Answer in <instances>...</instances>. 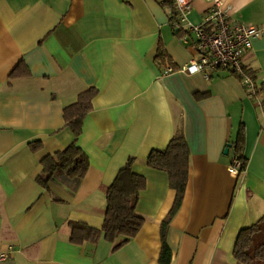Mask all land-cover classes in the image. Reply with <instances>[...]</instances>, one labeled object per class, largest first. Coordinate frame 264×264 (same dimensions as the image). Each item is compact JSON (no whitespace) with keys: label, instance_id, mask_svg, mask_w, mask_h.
<instances>
[{"label":"crops","instance_id":"1","mask_svg":"<svg viewBox=\"0 0 264 264\" xmlns=\"http://www.w3.org/2000/svg\"><path fill=\"white\" fill-rule=\"evenodd\" d=\"M170 1L0 0V253L8 256L0 264H159L160 225L175 192L146 160L179 125L190 161L167 232L170 264H239L231 256L239 231L264 215V115L229 71L209 79L162 75L159 43L168 67H182L194 53L173 35ZM221 1L229 23L261 30L243 65L264 99V0ZM191 6L187 21L200 24L209 3ZM20 63L30 75L11 79ZM91 88L97 94L76 143L88 157L87 174L43 189L41 160L73 142L63 109ZM240 133L247 167L238 176L229 167ZM129 158L146 180L136 209L143 227L115 251L103 238L72 244L70 222L101 229L105 191Z\"/></svg>","mask_w":264,"mask_h":264},{"label":"trees","instance_id":"2","mask_svg":"<svg viewBox=\"0 0 264 264\" xmlns=\"http://www.w3.org/2000/svg\"><path fill=\"white\" fill-rule=\"evenodd\" d=\"M167 6L170 10L169 24L173 35L180 40L186 31L183 27L178 26L179 13L175 1L167 2ZM155 64L163 69L171 65L160 43L155 56ZM29 75L25 65L20 63L9 77L16 79ZM252 79L256 82L254 76ZM258 88V94H260L262 85ZM96 94L95 89H88L80 93L74 103L63 109L64 127L71 130L73 142L64 150L48 155L41 160L42 172L36 181L43 189H48L51 182L61 177L79 183L86 176L89 160L76 143L82 132L83 121L92 110V101ZM242 138L243 134L240 133L237 141L232 145L233 154L238 157L242 165L241 173L245 172L247 167V160L242 154ZM228 147L230 148L231 145ZM39 149L40 146L36 145L32 151ZM134 161V158H129L126 161L118 171L113 183L105 191L106 208L101 229L91 228L84 223H69V241L72 244L81 245L85 242L97 244L103 238V240L114 244L113 251H115L137 236L145 223L144 219L137 214L136 209L140 193L145 190L146 180L133 172ZM189 161L190 153L181 125L177 126L168 146L163 150H152L146 160L148 168L167 174L169 187L175 192L173 205L160 225L159 264L171 263L172 254L167 244V232L185 195ZM231 256L239 264H264V215L252 226L239 231Z\"/></svg>","mask_w":264,"mask_h":264},{"label":"built area","instance_id":"3","mask_svg":"<svg viewBox=\"0 0 264 264\" xmlns=\"http://www.w3.org/2000/svg\"><path fill=\"white\" fill-rule=\"evenodd\" d=\"M174 1L179 13L178 26L186 31L180 39L181 43L191 47L194 53L187 64L176 69L168 67L162 75L202 74L205 79H209L211 73L215 71H229L238 77L248 97L261 108L264 115V99L258 94L257 83L243 65L244 55L251 49L252 40L261 36V30L251 25L229 23L228 12L223 8L221 0H207L209 8L204 13L201 23L190 24L187 17L191 12L192 0ZM241 167L238 157L233 154L230 172L239 175ZM7 258V254L0 253L1 261Z\"/></svg>","mask_w":264,"mask_h":264},{"label":"water","instance_id":"4","mask_svg":"<svg viewBox=\"0 0 264 264\" xmlns=\"http://www.w3.org/2000/svg\"><path fill=\"white\" fill-rule=\"evenodd\" d=\"M229 150V147L225 149L224 153L227 154Z\"/></svg>","mask_w":264,"mask_h":264}]
</instances>
